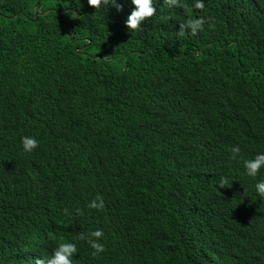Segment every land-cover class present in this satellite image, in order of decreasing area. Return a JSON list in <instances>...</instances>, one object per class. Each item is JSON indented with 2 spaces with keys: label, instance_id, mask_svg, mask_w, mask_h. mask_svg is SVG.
Instances as JSON below:
<instances>
[{
  "label": "trees",
  "instance_id": "obj_1",
  "mask_svg": "<svg viewBox=\"0 0 264 264\" xmlns=\"http://www.w3.org/2000/svg\"><path fill=\"white\" fill-rule=\"evenodd\" d=\"M116 3L0 0V264H264V0H153L131 33Z\"/></svg>",
  "mask_w": 264,
  "mask_h": 264
},
{
  "label": "clouds",
  "instance_id": "obj_2",
  "mask_svg": "<svg viewBox=\"0 0 264 264\" xmlns=\"http://www.w3.org/2000/svg\"><path fill=\"white\" fill-rule=\"evenodd\" d=\"M87 4L96 10L102 6H108L109 4L115 6L118 12L122 10V5L117 4L116 0H87ZM131 4L134 5V8L125 21L126 28L130 33L139 31L141 25L156 14V8L153 5V0H131ZM164 4L168 7H186V5L181 3V0H164ZM193 6L197 10H203L205 7L203 0H195ZM205 22L206 20L203 17L189 18L186 22L179 24V31L177 32V35L183 37L186 33H189L192 36H196L199 32L203 31ZM210 27H214V25L210 24ZM21 144L25 153H31L39 146V142L34 137L29 136L22 137ZM231 151L234 154L232 158L235 159L236 154L240 152V148L236 145L231 149ZM244 168L248 176L256 177L260 170L264 168V153L257 154L251 160H245ZM226 185L227 180L225 178H221L219 187L224 188ZM255 189L258 195L264 199V180L256 183ZM87 206L92 209L102 210L104 207L103 198L97 196ZM64 211L67 213V209ZM103 236V231L97 229L88 234L80 233L78 238L80 240H86L90 247L94 249L92 255L98 256L100 253L105 251L104 245L99 242ZM77 252L78 249L75 243L61 242L54 249L51 257L46 260L47 264H73V256ZM34 264H45V260L36 259Z\"/></svg>",
  "mask_w": 264,
  "mask_h": 264
},
{
  "label": "water",
  "instance_id": "obj_3",
  "mask_svg": "<svg viewBox=\"0 0 264 264\" xmlns=\"http://www.w3.org/2000/svg\"><path fill=\"white\" fill-rule=\"evenodd\" d=\"M40 7H41L40 4H37L36 7H35V17H34V20H36L39 15H43L46 12H48L49 10H58L57 8H46L44 10H41ZM63 11H66V9H64ZM76 16H78V15H76ZM95 57H99V55H96Z\"/></svg>",
  "mask_w": 264,
  "mask_h": 264
}]
</instances>
